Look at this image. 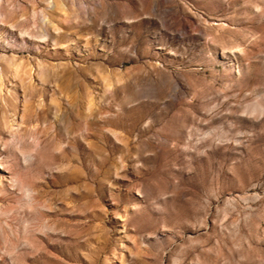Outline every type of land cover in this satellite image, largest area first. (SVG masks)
<instances>
[{
    "label": "rangeland",
    "instance_id": "374dc122",
    "mask_svg": "<svg viewBox=\"0 0 264 264\" xmlns=\"http://www.w3.org/2000/svg\"><path fill=\"white\" fill-rule=\"evenodd\" d=\"M0 264H264V0H0Z\"/></svg>",
    "mask_w": 264,
    "mask_h": 264
}]
</instances>
